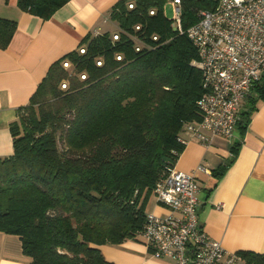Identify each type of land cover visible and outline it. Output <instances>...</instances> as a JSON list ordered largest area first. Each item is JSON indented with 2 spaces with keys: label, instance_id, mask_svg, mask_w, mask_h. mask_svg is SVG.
I'll return each instance as SVG.
<instances>
[{
  "label": "trees",
  "instance_id": "obj_1",
  "mask_svg": "<svg viewBox=\"0 0 264 264\" xmlns=\"http://www.w3.org/2000/svg\"><path fill=\"white\" fill-rule=\"evenodd\" d=\"M70 1L18 0V7L47 21ZM168 1H119L110 20L133 33L140 25L136 34L153 48L136 52L125 36L113 42L110 32L88 35L51 66L11 124L14 154L0 159V232L20 238L30 264H114L100 246L143 240L150 198L184 152L180 139L201 121L198 102L206 93L198 51L173 30L164 13ZM218 2L182 0L184 30ZM17 28L0 18V49L10 46ZM67 60L87 79L71 78L64 91ZM261 101L264 75L243 103L237 131L246 129ZM237 154L234 149L217 176ZM238 256L245 264H264V255Z\"/></svg>",
  "mask_w": 264,
  "mask_h": 264
},
{
  "label": "crops",
  "instance_id": "obj_2",
  "mask_svg": "<svg viewBox=\"0 0 264 264\" xmlns=\"http://www.w3.org/2000/svg\"><path fill=\"white\" fill-rule=\"evenodd\" d=\"M119 1L71 0L44 21L22 11L18 0H0V18L18 25L10 46L0 49V159L14 154L11 124L18 120L19 110L30 103L51 66L78 50L88 35L109 32L110 13ZM234 149L238 154L233 162L217 176L216 170L233 158ZM200 166L209 173L197 172ZM176 168L196 175L199 220L211 238L228 253L264 255V101L258 103L246 129L238 130L233 139L216 138L210 146L190 139ZM153 201L148 203V214L171 213ZM219 204H223L220 210ZM100 250L114 264H175L155 258L145 240L103 245ZM30 263L20 238L0 232V264ZM236 264L245 263L240 258Z\"/></svg>",
  "mask_w": 264,
  "mask_h": 264
},
{
  "label": "built area",
  "instance_id": "obj_3",
  "mask_svg": "<svg viewBox=\"0 0 264 264\" xmlns=\"http://www.w3.org/2000/svg\"><path fill=\"white\" fill-rule=\"evenodd\" d=\"M171 6L173 30L186 34L198 51L197 66L206 90L198 102L201 121L188 127L180 143L187 146L191 139L210 146L216 138L231 140L241 120L244 101L264 75V0H219L214 11H200L197 23L188 30L182 25V0H172ZM134 7L129 5L131 10ZM141 30L140 25L135 27V33L118 28L112 41L119 42L125 36L136 52L153 48L136 34ZM100 34L101 31L95 35ZM152 40L159 42V37L153 36ZM86 50L82 48L80 53L86 54ZM116 59L123 61V55L117 54ZM103 63V59L96 60L98 67ZM63 67L68 71L73 64L67 60ZM78 76L83 81L87 79L85 73ZM62 89H68L67 83L62 84ZM197 172L209 173L203 166ZM199 191L195 174L176 167L169 169L156 184L154 195L158 204L171 213L149 214L142 239L153 248L155 258L170 259L175 264H236L238 254L228 253L202 229ZM222 208L223 204L217 206Z\"/></svg>",
  "mask_w": 264,
  "mask_h": 264
},
{
  "label": "rangeland",
  "instance_id": "obj_4",
  "mask_svg": "<svg viewBox=\"0 0 264 264\" xmlns=\"http://www.w3.org/2000/svg\"><path fill=\"white\" fill-rule=\"evenodd\" d=\"M172 5V0H169L166 5H165V10H164V13H165V16L168 18V19H172L173 16H174V12H173V7L171 6ZM111 25V30L109 31L111 34H113L114 32H116L118 30V25L114 22H112ZM68 73H69V79L68 80H65L63 83H67L68 85V88H69V85H70V79L73 78V77H77L79 78V76H77V74L75 73L74 69H70L68 70ZM62 83V84H63ZM62 84H61V89H62ZM64 91L68 90V89H62ZM151 199V205L152 203L154 204V201L153 200H156V198L154 197V195H152V197L150 198ZM149 204H150V201H149ZM148 211H149V208H148ZM150 213V211H149Z\"/></svg>",
  "mask_w": 264,
  "mask_h": 264
}]
</instances>
